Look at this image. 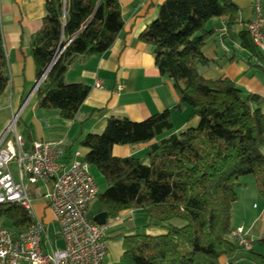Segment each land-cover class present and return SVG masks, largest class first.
<instances>
[{
    "label": "trees",
    "instance_id": "trees-1",
    "mask_svg": "<svg viewBox=\"0 0 264 264\" xmlns=\"http://www.w3.org/2000/svg\"><path fill=\"white\" fill-rule=\"evenodd\" d=\"M214 18L225 19L226 33L248 52L249 68L264 74V52L246 27L235 31L240 20L233 0H164L139 39L154 47L158 69L173 82L179 97L173 109L189 108L186 121H197L177 132L171 108L140 121L113 116L102 132L81 140L85 159L107 182L97 196L105 225L124 209H142L164 231L125 235L122 264H224L221 257L242 249L232 235L239 178L253 175L264 198V97L229 77L206 78L200 71L217 63L204 52L216 31L208 26ZM124 23L119 0H47L30 43L37 80L45 76L38 105L74 119L91 86L68 83L67 70L81 57L106 52ZM9 80L0 22V94ZM141 143H150L144 156L113 154L114 145ZM0 220L18 230L31 217L19 204H0ZM248 252L264 264L262 253Z\"/></svg>",
    "mask_w": 264,
    "mask_h": 264
},
{
    "label": "crops",
    "instance_id": "crops-1",
    "mask_svg": "<svg viewBox=\"0 0 264 264\" xmlns=\"http://www.w3.org/2000/svg\"><path fill=\"white\" fill-rule=\"evenodd\" d=\"M46 1L0 0V22L10 76L6 89L0 94V133L29 98L18 123V131L23 136L24 145L29 147L38 140H64L68 151L66 160L71 162L77 150L86 157L88 149L81 145V140L89 133L102 132L108 119L113 116H125L140 121L171 108L177 132L197 121H186L189 108L183 111L173 109L179 101L173 82L158 69L154 47L139 39L140 34L157 19L159 6L164 0H119L125 23L114 44L102 54L81 57L66 72L65 80L68 83L81 82L91 86L89 95L74 119L64 118L58 109L38 105L36 93L31 95L37 81V70L30 53V43L32 35L42 26ZM233 1L239 7L240 22L235 26V31L239 32L253 17L254 0ZM208 26L216 31L205 46L204 52L217 63L210 67H201L202 74L212 79L229 77L244 90L264 97V74L258 69L249 68L245 60L248 52L240 47L239 41L226 33L225 19L214 18ZM232 57L233 60L230 59ZM97 80H101L102 87L95 86ZM120 83L124 84L125 88L117 92ZM149 144H117L113 147V154L119 157L144 156ZM13 171L18 180L16 165H13ZM249 181L255 182L254 177L251 174L243 175L238 180L239 186L248 184L246 182ZM39 183L40 185L35 187H32L34 184L28 186L36 214L47 223L45 248L61 247L64 241L60 234V223L43 198L47 185L42 181L36 184ZM101 211V202L96 198L90 206V217L93 219ZM232 225L244 226L253 239L264 240V209L253 217L249 224L245 221L235 224L232 220ZM140 230L150 234L164 232L142 209H124L116 219L105 225L108 255L104 264H122L125 235ZM256 247L257 245L254 249ZM245 252L240 250L232 258L223 256L221 262L237 264ZM263 252L261 250L260 253L264 254Z\"/></svg>",
    "mask_w": 264,
    "mask_h": 264
},
{
    "label": "built area",
    "instance_id": "built-area-1",
    "mask_svg": "<svg viewBox=\"0 0 264 264\" xmlns=\"http://www.w3.org/2000/svg\"><path fill=\"white\" fill-rule=\"evenodd\" d=\"M245 27L264 52L263 0H254V14ZM44 78L36 81L31 95ZM95 86L102 87L101 80ZM124 88V84H118L117 92ZM28 99L0 133V204L23 206L31 222L18 230L0 227V264H104L108 255L105 225L95 223L89 214L91 203L99 194L92 165L80 150L71 162L67 161L64 140H38L29 147L24 145L18 123ZM13 165L17 167L18 180ZM39 181L46 183L43 198L60 223L64 241L61 247L45 248L47 223L36 214L28 186ZM232 235L239 246L253 248V240L244 227H236Z\"/></svg>",
    "mask_w": 264,
    "mask_h": 264
},
{
    "label": "rangeland",
    "instance_id": "rangeland-1",
    "mask_svg": "<svg viewBox=\"0 0 264 264\" xmlns=\"http://www.w3.org/2000/svg\"><path fill=\"white\" fill-rule=\"evenodd\" d=\"M247 23L245 24V26L247 25ZM92 172L95 177L96 183L98 185L99 192H103L107 187L105 176L100 172V170L97 167L92 166ZM246 183L248 184L244 183L242 186H239L237 188L239 199L234 203L233 219H232L235 224L242 223L243 221L249 224L250 221L253 219V217H256L259 214V212L264 209V198L258 192L255 182L249 181ZM38 185H40V183L34 184L32 187H35ZM175 223H178V222L175 221ZM1 226L9 227L7 222H5L4 220H0V227ZM238 227H244V226H238ZM235 228L236 227H234V229ZM262 228L264 229V225H262ZM244 230L246 231L247 236L251 238V240H256L255 244L252 243L253 248L255 245H257V247L255 248V251L259 253L261 252V250L264 251V245H262L261 242L258 241L260 239H255V238L253 239L249 230L246 229L245 227H244ZM241 248H242L241 250H243L244 252L246 251V252L243 256H241L238 259L237 264H257L258 263L255 256H253L250 252H248V250L244 249L243 247Z\"/></svg>",
    "mask_w": 264,
    "mask_h": 264
},
{
    "label": "water",
    "instance_id": "water-1",
    "mask_svg": "<svg viewBox=\"0 0 264 264\" xmlns=\"http://www.w3.org/2000/svg\"><path fill=\"white\" fill-rule=\"evenodd\" d=\"M53 63L51 64V66L53 65ZM93 221L99 225H105L107 223V213L105 211L99 212L93 217Z\"/></svg>",
    "mask_w": 264,
    "mask_h": 264
}]
</instances>
